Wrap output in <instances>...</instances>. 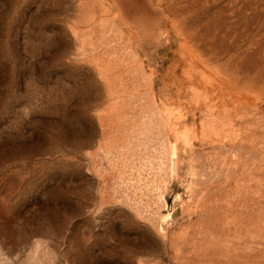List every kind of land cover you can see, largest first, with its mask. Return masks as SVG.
Listing matches in <instances>:
<instances>
[{
    "label": "rangeland",
    "instance_id": "1",
    "mask_svg": "<svg viewBox=\"0 0 264 264\" xmlns=\"http://www.w3.org/2000/svg\"><path fill=\"white\" fill-rule=\"evenodd\" d=\"M0 264H264V0H0Z\"/></svg>",
    "mask_w": 264,
    "mask_h": 264
}]
</instances>
